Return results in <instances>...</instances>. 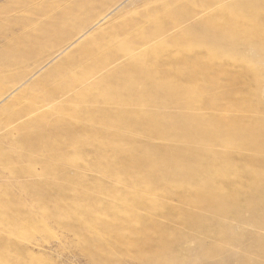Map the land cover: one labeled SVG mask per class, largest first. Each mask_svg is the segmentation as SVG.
<instances>
[{"label": "bare ground", "instance_id": "obj_1", "mask_svg": "<svg viewBox=\"0 0 264 264\" xmlns=\"http://www.w3.org/2000/svg\"><path fill=\"white\" fill-rule=\"evenodd\" d=\"M211 1L216 0H200L197 4L203 7ZM183 17V11L168 9L161 19L156 20L158 25L153 31L162 30L167 20L177 23ZM141 32L142 29L138 28L137 34ZM139 35L141 38L148 37L147 32ZM115 42L119 44L110 37L98 43V47L110 46ZM124 43L119 47L123 51L132 44ZM253 44H258L257 49H252ZM143 49L126 63L115 67L112 73L78 93V99L99 102L103 107L100 113H93L83 105L73 109L57 107L60 111H67L81 124L71 132L66 150L59 148V130L56 128L41 130L51 138L44 156L39 149L38 155H34L32 144L25 142L30 153L23 154L27 164L20 171L31 172V162L41 156L45 164H60L45 168L49 174L39 186L24 189H30L36 194L35 200L45 204L39 212L28 208L26 216L10 215L11 206L22 203L18 198L11 197L7 189L0 193V227L6 230L0 231V264H13L15 256L12 244L17 238L32 237V229L28 228L35 227L45 232L49 228V218L65 216L80 223L84 231L80 236L81 243L87 254L104 249L113 251L118 248L123 251L127 247H135L136 258H155L157 262L161 259L159 256L170 251L176 239L173 233L175 229L154 220L153 216L162 207L157 192L167 193L170 189L179 191V200L187 201L192 206L190 211L180 210L181 225L195 232L200 231V225L207 220V216L224 215L223 219L227 215L228 218V215H236L242 209L248 213L255 211L264 203V119L255 101L261 69L257 58H253L256 51L264 53V0H239L221 6L195 26L184 28L153 47ZM168 51L172 58L176 57L175 61L167 67H159V56ZM201 60L205 62L201 63ZM249 71L255 73L253 79L246 83L249 86L235 88V82L243 80ZM85 73L87 70L83 69L81 74ZM219 77L224 82L219 83ZM210 86L222 87L230 97L227 106L243 114L239 117L201 113L181 115L183 126L180 130L171 131L163 126V121L168 117L136 106L139 104L137 102L152 100L155 91L159 90L167 97V103L178 99L181 108H190L200 102ZM135 127L151 140L154 135L166 137L173 133L175 143L141 147L136 142L140 139L130 133ZM34 132L32 130L31 134ZM127 138L135 143L130 150L110 152ZM85 143L100 144L97 160L101 162L103 173L111 176L110 181L100 183L98 194H92L71 181L70 202L65 203V190L57 188L55 206L48 207L43 186L47 183V186L56 185L61 176L59 170L66 162H79L77 149ZM216 143H221L225 149L215 150ZM210 156L215 158L210 160ZM155 174L157 178L154 179ZM243 177L246 185L238 181L242 182ZM68 204L74 206L76 211L67 212ZM141 208H144V212L139 210ZM225 228L222 222L217 231L222 234ZM123 229L132 237L141 236L142 240L125 241L121 236ZM155 236L158 248L143 252L148 245L146 241ZM23 252L26 255L27 252ZM161 260L167 264L173 262L171 257Z\"/></svg>", "mask_w": 264, "mask_h": 264}, {"label": "rangeland", "instance_id": "obj_2", "mask_svg": "<svg viewBox=\"0 0 264 264\" xmlns=\"http://www.w3.org/2000/svg\"><path fill=\"white\" fill-rule=\"evenodd\" d=\"M199 1L0 0V193L7 189L11 197L18 198L22 203L11 206L10 215L26 216L28 208L35 212L40 211L45 204L37 202L34 198L36 194L30 189H24L32 185L39 186L49 174L45 168L60 164H45L43 161L42 156L47 152L51 138L41 130L58 129L59 148L66 150L71 132L81 126L67 111H60L57 107L73 109L83 105L93 113H100L103 107L99 102L78 99V93L112 73L143 51V48L149 49L182 29L195 26L198 21L221 6L231 5L239 0H216L203 7L197 4ZM168 9L181 10L185 17L177 23L167 20L162 30L153 31L158 25L156 20L161 19ZM138 28L147 32L148 37L141 38L139 34L142 32L137 34ZM110 37L119 44L115 42L110 46L98 47V43ZM123 42L132 44L129 49L123 51L119 48ZM256 45L258 44H253L252 49H257ZM170 52L173 53L174 50ZM170 52L159 56V67H167L175 61L176 57L172 58ZM256 52L258 54L254 53L253 58H257L261 74L255 101L259 114L264 119V53ZM204 62L205 60H201V63ZM60 68L64 69L58 71ZM83 69H86L87 73L81 74ZM245 74L243 80L235 82V88L249 86L246 83L253 79L255 73L249 71ZM218 80L219 83L224 82L222 77ZM166 99L161 91L156 90L152 100L137 102L139 104L136 106L168 117L163 121V126L171 131L180 130L183 126L181 115L201 113L207 116L223 114L239 117L243 114L227 106L230 97L220 86H210L200 102L190 108H181L176 98L173 103H167ZM32 130H35L34 134H31ZM130 133L140 139L136 142L141 147L175 143L172 139L173 133L166 137L154 135L151 136L152 140L145 138L138 127L131 129ZM26 141L32 144L31 151L34 155H38L39 150L42 155L31 162L32 170L29 173L20 171L27 164L23 154L30 153L26 148ZM134 145L133 140L123 139L119 147L110 152H124ZM214 149L223 151L225 147L216 143ZM99 151L100 144H83L77 149L79 162H66L59 170L61 176L56 181L59 186H47L48 183L43 186L48 207L55 206L57 188L65 190V203L70 202L68 199L73 188L71 181L77 182L78 187L92 194L99 193L101 182L110 181L111 176L103 173L101 162L97 160ZM214 158L215 156L209 157L210 160ZM153 178H157V175ZM245 180L243 177L242 182L238 181L246 185ZM160 193L157 192V196L162 207L153 216L154 220L169 229H175L173 233L176 239L170 251L159 258L171 257V264H264V203L257 208L259 212L256 209L248 213L242 209L238 211V214L242 212L241 215H228V218L226 215V219L223 218L225 221L222 219L224 215L207 216V220L200 225V231L195 232L182 226L179 219L180 210H192L191 204L187 201L181 202L177 190L170 189L168 194ZM262 196L264 200V193ZM68 205L67 212L76 211L74 206ZM143 209L139 210L144 212ZM47 222L50 228L46 230L47 233L31 227L28 229H32V237L15 239L17 242L12 244L15 256L13 264H167L161 262V259L155 262V258H136L135 247H127L123 251L118 248L113 251L104 249L93 252L92 255L87 254L81 243L80 236L84 231L79 222L72 221L67 216L51 217ZM222 222L226 228L220 234L217 230ZM0 231L6 230L0 227ZM121 236L127 242L142 240L139 235L132 237L126 229L122 230ZM146 242L148 245L143 252L158 248L156 236ZM261 245L263 248H260ZM24 250L30 259L23 255Z\"/></svg>", "mask_w": 264, "mask_h": 264}]
</instances>
